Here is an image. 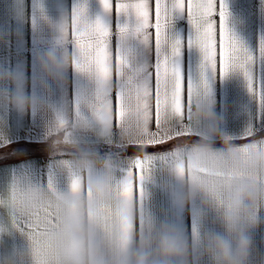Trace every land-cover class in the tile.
I'll use <instances>...</instances> for the list:
<instances>
[{
  "label": "crops",
  "instance_id": "crops-1",
  "mask_svg": "<svg viewBox=\"0 0 264 264\" xmlns=\"http://www.w3.org/2000/svg\"><path fill=\"white\" fill-rule=\"evenodd\" d=\"M130 2L0 0V264H62L53 235L66 251L98 250L97 264H135L168 228L186 243L172 264H211L202 240L223 232L217 189L237 178L227 157L247 168L264 156V0H214L217 35L222 6L242 50L227 69L194 42L189 0H159V13L147 0L143 21L117 7ZM97 20L106 76L91 54L84 67L81 36ZM48 54L57 65L45 72ZM21 98L31 107L18 108ZM202 143L211 151L197 156ZM254 215L247 264H264V201ZM70 221L79 236L65 231Z\"/></svg>",
  "mask_w": 264,
  "mask_h": 264
},
{
  "label": "clouds",
  "instance_id": "clouds-1",
  "mask_svg": "<svg viewBox=\"0 0 264 264\" xmlns=\"http://www.w3.org/2000/svg\"><path fill=\"white\" fill-rule=\"evenodd\" d=\"M57 58L53 54L45 56L42 68L50 72L56 68ZM18 108L31 107L24 99L14 101ZM196 117L210 120L212 117L202 110L196 111ZM211 151L210 145H198L195 155ZM234 165L236 179L231 184L218 186L217 194L222 196L224 211L221 216L223 232H207L202 240L203 253L211 264H247L252 247L250 229L256 227L254 209L264 201V156L251 155L247 168L243 167L239 159L233 155L227 157ZM254 175L260 178V183L245 181L240 178ZM93 195L99 202H103L107 192L106 183L97 181L91 185ZM195 194V192L193 193ZM65 231L73 236H79L81 227L73 221L67 223ZM52 246L60 253L62 264H97L98 250L80 246L77 252L64 249L63 236L53 235L49 238ZM152 255L143 254L136 257L135 264H172L183 259L186 243L172 228L165 229L154 241ZM123 245H121L122 247ZM119 264H127L126 258H121Z\"/></svg>",
  "mask_w": 264,
  "mask_h": 264
},
{
  "label": "snow or ice",
  "instance_id": "snow-or-ice-1",
  "mask_svg": "<svg viewBox=\"0 0 264 264\" xmlns=\"http://www.w3.org/2000/svg\"><path fill=\"white\" fill-rule=\"evenodd\" d=\"M104 7L107 9L110 7V0H103ZM147 5V0H132L130 3L119 4L117 7L120 11L130 13L135 15L139 21H143L145 18L144 9ZM178 7H184L183 0L176 5ZM188 13L197 28V35L195 38V43L198 44L201 49L206 53L208 60L215 62L218 55L223 57L225 64V69L230 65L233 60H238L240 58V52L242 51L230 36L227 28L224 25L225 11L221 6L220 15V28L219 34L215 28V24L212 17L216 14L215 2L214 0H189L188 2ZM160 6L159 0L157 2V12L159 13ZM166 12V9L164 8ZM159 28V25H157ZM108 35V31L100 20H97L90 27L86 28L83 36H81L83 50L86 53L84 65L85 69L88 67L87 59L88 54H91L94 59L93 63L96 68V72L100 76L107 75V69L105 66V61L107 59V47L105 37ZM159 45V42H158ZM218 46L220 51H218ZM240 67H244L241 64ZM160 75L167 77L168 74V64L165 62L160 66Z\"/></svg>",
  "mask_w": 264,
  "mask_h": 264
}]
</instances>
